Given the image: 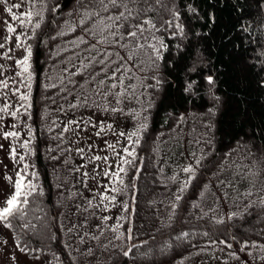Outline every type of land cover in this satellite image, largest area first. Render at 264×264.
<instances>
[{
    "label": "snow or ice",
    "instance_id": "obj_1",
    "mask_svg": "<svg viewBox=\"0 0 264 264\" xmlns=\"http://www.w3.org/2000/svg\"><path fill=\"white\" fill-rule=\"evenodd\" d=\"M8 0H0V5L7 4ZM29 9L26 12L17 15L13 9H20V3H14L5 8L7 13L11 14L12 21H18L22 31L17 33V28L4 21L6 34L0 41V60L14 61L18 71H14L12 65L0 63V138L10 141L9 156L16 164L26 160L27 156L35 155L36 148L33 145L35 138L32 125L24 121L23 126L27 128L28 139L19 144V148L24 149L26 155H20L15 141H18L21 132L18 129L19 121L22 116L32 119V81L35 73L31 64L33 55V45L29 41L35 40L38 35H43V26L45 23L55 24L56 31L54 35L48 36L47 40L41 42L47 46L48 40L58 41L69 33L74 34L69 40L64 41V45L57 43L56 49L61 56L60 63L63 65L58 75H48L46 83L42 84L45 92H51V95H45L42 99L55 104L57 99L61 101L56 111L67 114L71 112L76 114L77 110L92 111L93 113H105L115 116L130 115L138 121L132 131H117L113 123H106L105 120L94 121L92 116H80L79 119H69L63 123L60 132L52 139L58 141L56 148H47L48 152H71V148L63 147L64 134L73 132L78 135L81 131H87L89 127L96 129L94 135L103 138L106 132H111L115 137L114 142L104 139V146L98 149L93 145H87L89 154H86L85 148H76V153L86 163L72 169L75 173H80V183L85 189L88 187V180H96L102 177L107 183L97 184L96 190H90L91 196L84 197L81 192H74L72 197H78L83 202L73 205V211L70 215L82 217L77 222H71L70 217H65L63 212L49 216L39 203L40 197L44 195L43 187L33 180L39 181V175L36 171L29 173V169L34 167L29 163H23V167L15 173L13 177L6 176L5 179L13 181L11 192L3 201H0V224L8 229L20 228L22 234L27 236L29 233L41 238L42 241L56 239V233L52 231L55 227L61 233H67L76 238L77 244L85 245L89 241H95V245H89L83 251L80 248H74L69 243H64L62 247L65 250L72 249L81 256H94L95 248L100 247L107 251L111 246L113 249L119 248L120 254L125 258H151L156 254H163L166 250L173 247L172 241L186 243L191 248L198 249L197 254L207 253L209 249L224 252L229 249L227 256L234 261H241L239 253L233 249V244H239V252L245 253L248 259L241 264H264V243H259L251 238L238 237L231 231L230 227H225L224 231L217 233L218 226L230 225L233 220L243 219L244 216H253L264 218V195H257L253 199L254 190L264 192V148L256 146L253 152L249 150L245 159L248 164L236 165L232 161V151L224 155L213 165L214 171L211 172V178L204 182L198 188L196 199H193L189 205V216L182 221L184 224L192 223L193 227L189 230H180L175 235L168 233V239L164 241L163 246L157 245V234L164 228H172L176 218L177 209L180 202L184 200V194L192 187L198 174L206 167L205 161L208 159V153L200 148V154L197 151L190 150L186 157L188 163L177 164L178 172L166 177V179L177 184L176 192L173 198L167 204L160 201V205L169 209L166 220L156 215L160 221V227L147 233L148 238L140 240L139 243L124 245L123 240L132 241L138 239L141 235L133 231V217L136 213L135 193L138 191L135 181L139 179L144 169V157L140 156L137 149L141 145L143 133L148 129V117L143 116L135 109L126 112L124 105L136 102L143 104L141 97H148L147 107H142V112H148L153 106L149 89L160 90V86L165 79L160 76L161 65L167 68L172 66V55L169 50V41H176L178 38L187 39L185 22L182 20L181 11L177 7L176 0H74L73 8L68 13V19H64L62 24H57L55 18L51 21L46 20V13L55 14L61 8L59 3L49 6L48 0H27ZM259 5V0H258ZM188 12L196 13L197 10L191 5L187 6ZM214 23V17H212ZM31 25L30 32L24 31ZM249 25H241V31L247 32ZM13 34H15L14 47ZM199 35L200 33H196ZM238 47V46H237ZM172 48L182 51L180 43H174ZM23 49L22 58H15V51ZM68 53V55H64ZM165 53H169L166 59ZM264 55V53H261ZM252 61H250L251 63ZM14 71V75H7V72ZM189 72H195L196 67L188 69ZM19 78V79H18ZM208 87L211 99L219 101L220 97L215 95V79L212 75L203 77ZM264 86V80L261 81ZM198 82L189 77L184 84L185 93H190L197 88ZM21 86L24 91H21ZM55 90V91H53ZM12 97H17L19 107H16L9 101ZM45 115L48 112L45 106ZM210 114H215L214 108L207 110ZM13 118L17 123L6 124L5 118ZM183 115L177 118L173 130L180 128L185 123ZM57 127L60 125L53 121ZM205 127H212L206 124ZM48 131H53L48 127ZM160 135H163L162 133ZM121 138L126 143H122ZM78 142V141H77ZM193 143L189 141V144ZM195 145L210 144V140L197 138ZM119 146V147H118ZM4 145L0 144V149ZM98 150L105 152V155L95 154ZM153 153L158 148H152ZM234 151V150H233ZM52 160H60V157L53 155ZM139 159V164L137 160ZM64 164L68 161L65 159ZM93 165V175L88 171L81 172L87 164ZM155 163H159L158 161ZM101 164L103 167H101ZM133 172L131 179L126 182L129 171ZM163 174V167L159 168ZM183 174V178H182ZM29 175L32 177L29 179ZM215 180L214 188L220 190L217 195L213 191L212 181ZM247 184L248 187L243 192L240 191V185ZM167 187V185H164ZM57 187H60L59 185ZM75 187V185H73ZM103 189L100 191L99 189ZM126 193H131V205L127 201L118 198ZM211 197V203L207 210L203 204L208 203ZM221 200L230 201L238 211L223 214L220 210ZM156 202L149 200L148 205L154 206ZM119 207L121 215L116 217V223L110 224L112 216L106 213L111 212L113 208ZM157 208L156 212L159 213ZM43 213V215H41ZM126 214V215H125ZM65 219L69 223L65 224ZM35 221V222H34ZM92 221H96L92 224ZM129 227L125 228L124 223ZM199 229L196 225L199 222ZM143 227V225H141ZM123 229V231H122ZM106 232L113 233V237L108 239L107 243L101 244L100 241L105 237ZM264 238V229L253 233ZM221 236L225 238H220ZM206 238L203 244L193 243V238ZM114 240H120V245L114 244ZM7 246V241L2 242ZM147 246V247H145ZM222 246V247H221ZM16 250L25 255L32 253L33 258L40 259L39 253L43 251L40 247H31L25 241L17 242L14 240ZM144 248V251H140ZM133 249L137 254L133 255ZM247 250V251H246ZM60 264L59 255L53 253ZM191 257V253L183 256L178 264H185V261ZM13 264L16 262L15 255L9 257ZM219 259V257H214ZM69 260L75 264V258L69 251ZM221 264H228V260H222Z\"/></svg>",
    "mask_w": 264,
    "mask_h": 264
},
{
    "label": "trees",
    "instance_id": "obj_2",
    "mask_svg": "<svg viewBox=\"0 0 264 264\" xmlns=\"http://www.w3.org/2000/svg\"><path fill=\"white\" fill-rule=\"evenodd\" d=\"M48 3L50 7L59 3L61 8L55 14L46 13V20L51 21L55 18L57 24H62L64 19L69 18L68 13L73 8L74 0H48ZM176 4L185 22L187 39L178 38L176 41H169L172 66L167 68L161 65L160 76L165 79V82L160 86L159 91L148 90L154 104L148 112H142V118L148 117V129L143 133L141 145L137 151L144 157L145 166L139 179L135 181L138 191L135 193L136 213L132 224L133 231L141 235L132 241L124 239V245L139 243L140 240L148 238L147 233L159 228L160 221L155 218L156 215L166 220L169 209L161 206L159 202L169 203L166 192L173 182L166 177L175 172L176 168L172 160L174 162L177 160L181 165L188 163L189 160L186 159L188 151L195 150L199 155L200 148L209 154L204 162L206 167L198 174L192 187L184 194V200L180 202L173 227L164 228L157 234L159 246H163L164 241L169 238L168 233L175 235L180 230H189L193 227L192 223L184 224L182 221L186 217L191 219L189 205L193 199L197 198L198 188L211 178L210 174L215 170L213 165L224 153L232 151L230 159L235 161L236 165H240L248 164V159L245 157L249 150L254 152L256 146L264 148V86L261 83L264 80V55H261L264 53V0H259V5L258 0H176ZM188 4H191L197 12L190 14L186 7ZM212 17H214V23ZM249 24L251 26L247 32L240 30L241 25ZM55 31V24L45 23L43 35H38L35 40L30 41L33 45L31 64L35 73L32 81L33 108L30 125L33 127L35 136L33 145L36 148L35 155L30 156V159L34 171L39 175V181L34 180L33 183L38 182L43 187L44 195L39 199L43 210L48 212L50 217L63 212L65 217H70L71 222H77L82 217L70 214L74 210V204L83 202L80 198L71 196L72 193L78 192V189L79 192H84L83 187L81 189L80 186V173L72 171L78 167V164L72 151L57 150L51 153L47 151L49 147L56 148L58 141L53 140L52 136L61 131L65 121L55 113L57 105L61 103L59 99L55 104L42 99L45 95L52 94L46 93L42 84L48 82V75L59 74L63 66L60 63L59 51L56 49L57 43L64 46V41L71 39L74 35L69 33L58 41L48 40L47 46L41 42L47 40L48 36L54 35ZM174 43H180L182 51L174 50L172 48ZM168 56L169 53H165L166 59ZM193 66L196 67V71L189 72L188 69ZM208 75H212L215 79V95L220 97L219 101L211 99L208 92L209 86L203 79ZM189 77L194 78L198 85L192 92L185 93L183 84ZM142 100L144 107H147L148 97H142ZM46 105L48 112L45 115ZM209 108H214L215 114L208 113ZM181 115L185 117L186 122L181 124L180 128L173 130L177 118ZM53 121H56L60 127L53 124ZM206 124L212 127H205ZM49 126L53 131H48ZM161 133L163 135H160ZM64 137L63 147L71 148L70 140L65 134ZM197 138L210 140L211 143L197 146L194 143ZM189 141L193 143L189 144ZM153 147L158 148V151L153 153ZM53 155L59 156L60 160H52L50 157ZM65 159L68 161L67 164L63 163ZM157 161L158 164L155 163ZM161 166L163 174L159 171ZM132 175L133 172L130 170L126 182ZM165 184L167 187L164 186ZM212 184V190L215 191V180ZM58 185L60 187H57ZM125 195L128 196L127 202L131 205V193ZM257 195H264V192L254 190L252 198L255 199ZM149 200H154L156 204L149 206ZM208 201L211 203V200ZM208 204H203L205 210ZM219 207L223 214L242 211V208L237 209L230 201L223 203L221 200ZM157 208L160 209L159 213L156 212ZM121 222L124 223L125 228L129 227L128 223ZM68 223L69 219H65V224ZM204 223L199 222L196 225L197 229ZM225 227H230L238 237L251 238L264 243V238L253 234L264 229V218L246 215L243 219L233 220L230 225L218 226L217 233L224 231ZM11 230L15 241L26 240L31 247L43 249L39 255L44 252H53L59 255L64 264H72L69 260V251H71L75 264H83L84 260L78 252L72 249L65 250L62 247L64 243L71 244L73 249L78 247L76 238L66 232L61 233L53 227L52 231L56 233V239L42 241L31 233L27 236L23 235L20 228ZM113 235L112 233L109 239ZM113 242L116 245L122 243L120 240ZM205 242L206 238H193V243ZM172 243L173 247L163 254L135 260L123 257L118 247L113 249L110 246L101 261L102 264H178L183 256L191 253L193 257L198 252V249L191 248L186 243L177 241ZM233 249L239 250V244L234 243ZM140 251H144V248ZM136 254L137 250L133 249V255Z\"/></svg>",
    "mask_w": 264,
    "mask_h": 264
},
{
    "label": "rangeland",
    "instance_id": "obj_3",
    "mask_svg": "<svg viewBox=\"0 0 264 264\" xmlns=\"http://www.w3.org/2000/svg\"><path fill=\"white\" fill-rule=\"evenodd\" d=\"M14 3L21 4L20 9H15V8L13 9V11L17 15H20L21 13L26 12L29 9L27 0H8L7 4L0 5V41H2L3 36L6 34L5 24H4L5 20H7L9 23H12L13 26L17 28L16 34H19L22 31L19 25V22L12 21L10 19L11 14L5 11V8L12 6ZM30 29H31V25H29L27 29H24V31L30 32ZM14 43H15V34H13V43L11 46L14 47ZM64 46L66 47L67 45H64ZM24 54L25 53L23 49L16 50L14 53L15 58L17 59L22 58ZM0 63H5L6 65H12V68L14 69V71L19 70L18 68L15 67L14 61L9 60L5 62L3 60H0ZM14 71L7 72V75H14ZM21 91H24L22 86H21ZM141 100H142V97H141ZM9 102L13 103L16 107H19V102H18L17 97H12V99ZM124 107H125L126 112H129L131 109H135L137 112H140L141 113L140 118H142L141 109L142 107H144V104H138L136 102H132L131 104L124 105ZM55 113H57L58 117L62 118L65 122L69 119H79L81 115H83L84 117L92 116L94 121L98 122L99 120H105L106 123H113L117 131L119 130L132 131L135 129L138 123V121L136 119H133L130 115H120L119 113H117L115 116H112L110 114H105V113H93L92 111L77 110L76 114L73 115L71 112H68L67 114L59 113L56 111V109H55ZM25 120H27V123L30 124V120L25 115L20 118L18 129H9V130H19L21 132V136L19 140L14 142L18 148L20 155H26L25 150L19 148V144L23 143L25 139H28L27 128L23 126V123ZM5 123L6 124L17 123V120L6 117ZM95 131L96 129L89 127L86 132L81 131L78 133V135L71 131L68 133H65L66 137L70 140L72 153L74 155L75 161L77 162L78 166L81 165L82 163H86V161L82 160L80 156L76 153L75 151L76 148H85L86 154L90 155L91 153H88L87 145L91 144L98 149H102L104 146V139H107L109 142L115 141V137L112 135L110 131L106 132L103 138L95 136L94 135ZM121 140H122V143H126V141H123V138H121ZM9 143L10 141L0 138V144L4 145L3 149H0V201H3L4 198L7 195H9L12 190L11 184L13 181H8L5 179V177L11 176L13 177V180H14L15 173L19 170V168L23 167V163L26 162V163H29L30 165H33L30 159V156H27V155H26V160L24 162L20 164L14 163V161L9 156V151H8ZM95 154L105 155L106 153L98 150ZM172 163L175 165V168H176L175 172H178L179 170L176 166L179 163L177 162V160L175 162L172 160ZM101 167H103L102 164H101ZM92 169H93V165L89 163L87 164V167L85 169H81V172L88 171L91 176L93 175ZM32 171H34L33 167L29 169V173H31ZM28 178L31 179L32 177L29 175ZM87 183H88L87 189H85L81 183H80V186H81V189L83 187V190H84V192L82 191L83 196L90 198L91 196L90 190H96L98 183L103 184V183H107V181L103 179L102 177H98L96 180L89 179ZM246 187H248L247 184H241L240 191L241 192L244 191ZM258 187H259V183L257 184V189H256L257 191H258ZM176 188H177V184L173 182L171 184L170 189L166 192V196L169 202L173 198V193L176 192ZM99 190L103 191L102 188ZM215 191L217 195L220 194V190L215 189ZM78 192H79V189H78ZM76 199H79V198L76 197ZM118 199L123 200V201H128V196L124 194L120 196ZM209 200H211V197H209ZM222 202L224 203L225 201L222 200ZM208 203H210V201H208ZM106 214L113 217V219L109 221V223L114 224L116 223V217H118L122 213H121V209L119 207H116V208H113L111 212L106 213ZM111 234H112L111 232H106L105 237H107V239L102 238L100 243L101 244H103L104 242L107 243ZM5 240L7 241V246H4L2 243ZM14 240L15 239H14L12 230L0 224V264H13V261L9 258L13 254L16 257L15 264H60V262L56 259V257L53 256V252L41 253L39 255L40 256L39 260L34 259L33 256H29L28 254L25 255L23 252L15 249ZM103 240L105 241L103 242ZM95 244L96 242L89 241L88 244H85V245L77 244V246L78 248L81 249V251H83L89 245H95ZM107 251L103 250L100 247H96L95 255L94 256H82L84 260L82 262L83 264H102L101 259L103 258V255L107 253ZM228 252L229 251L226 249H224V252H220L219 250L209 249V252L207 253H201L199 255L196 254L193 257L187 259L185 261V264H221L222 260H228V264H241L243 260L248 259L245 253H240L239 250H237V252L241 256V261L231 260L227 256ZM214 257H219V259L214 258ZM249 264H251V261L249 262Z\"/></svg>",
    "mask_w": 264,
    "mask_h": 264
}]
</instances>
